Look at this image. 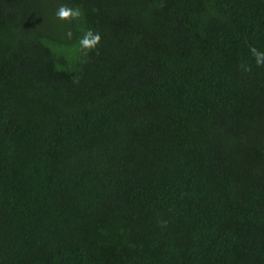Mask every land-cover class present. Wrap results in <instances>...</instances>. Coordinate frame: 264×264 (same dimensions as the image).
Masks as SVG:
<instances>
[{
  "label": "trees",
  "instance_id": "obj_1",
  "mask_svg": "<svg viewBox=\"0 0 264 264\" xmlns=\"http://www.w3.org/2000/svg\"><path fill=\"white\" fill-rule=\"evenodd\" d=\"M251 48L264 0H0V264H264Z\"/></svg>",
  "mask_w": 264,
  "mask_h": 264
},
{
  "label": "clouds",
  "instance_id": "obj_2",
  "mask_svg": "<svg viewBox=\"0 0 264 264\" xmlns=\"http://www.w3.org/2000/svg\"><path fill=\"white\" fill-rule=\"evenodd\" d=\"M56 17L57 19L62 21H77L81 17V11L78 7H69L67 5L62 4L56 12ZM67 35L68 38H71L72 33L69 32L67 33ZM100 41L101 35L99 34V32H94L93 30L89 29L81 37L79 43L83 49L93 50L97 47ZM251 52L253 53L256 59L257 66H264V53L258 52L255 48H251ZM242 67H244L245 71L250 70V68L246 66Z\"/></svg>",
  "mask_w": 264,
  "mask_h": 264
}]
</instances>
